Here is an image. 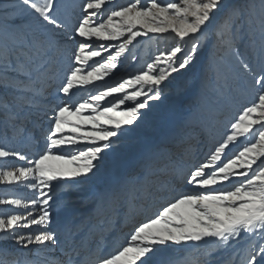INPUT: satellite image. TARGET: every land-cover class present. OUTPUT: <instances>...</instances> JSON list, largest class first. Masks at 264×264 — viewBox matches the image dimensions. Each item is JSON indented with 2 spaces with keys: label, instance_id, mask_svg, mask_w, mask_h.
Wrapping results in <instances>:
<instances>
[{
  "label": "snow or ice",
  "instance_id": "6c2138e0",
  "mask_svg": "<svg viewBox=\"0 0 264 264\" xmlns=\"http://www.w3.org/2000/svg\"><path fill=\"white\" fill-rule=\"evenodd\" d=\"M110 3L0 0V185L32 193L27 200L0 199L8 208L0 214V236L16 249H0L9 255L7 264H167L158 257L189 243L206 246L198 264H213L216 252L229 250L224 264H264V0H130L109 9ZM218 13L216 40L251 75L258 102L244 107L191 165L162 147L145 155V175L163 161L160 178L196 191H177L108 256L93 250L92 219L108 223L106 204L128 181L101 193L88 216L77 217L68 202L64 220L50 227L54 182L99 171L112 138L139 125L173 74L195 67ZM150 34H169L173 44L158 48L137 73L108 83L130 46ZM244 47L255 52L254 59L244 58ZM82 90L87 95L80 102L74 97ZM41 129L44 149L36 153L25 154L8 138L11 132L38 142ZM10 160L24 163L8 166Z\"/></svg>",
  "mask_w": 264,
  "mask_h": 264
},
{
  "label": "rangeland",
  "instance_id": "374dc122",
  "mask_svg": "<svg viewBox=\"0 0 264 264\" xmlns=\"http://www.w3.org/2000/svg\"><path fill=\"white\" fill-rule=\"evenodd\" d=\"M65 2L69 3L70 0H65ZM129 2L130 0H112V3L108 4L107 7L109 9L119 8L126 6ZM160 2H166V0H160ZM222 16L223 13H218L206 30L209 35L204 41L205 46L197 53L195 67L173 74V77L161 86L162 98L159 101L150 102L152 110L147 112L139 125L112 138L113 146L102 154L103 159L99 163V171L95 175L89 174L86 179L76 178L75 181L66 180L59 184L54 182L53 201L50 202L51 210L63 212L64 214L66 212L65 206L68 202H71L74 208H77L78 204L82 207L84 202L82 199H78L82 192L87 193L88 203H90L96 194L100 192V187L106 179L115 177L117 173L125 170L132 158L135 163L131 165L130 172L127 170V173H131V177L135 182L136 195L127 196V190L125 189L113 203L112 209H121L120 205L123 201L128 203L130 199L131 204L134 203L137 200V195L144 194L145 198L148 199L149 195L154 192L153 188L155 187L150 180L156 176V178H159L161 185L159 191L160 194L163 193L161 195L163 198L152 211V216L174 196V194L172 196V193L176 194L177 191H196V189L190 187L185 188L179 182L172 186L166 183L163 178H160L159 167L162 166L163 161L153 163L148 174L145 175L147 167L145 155L154 148L162 147L167 150L166 155L176 159L183 157L185 165H191L201 159L215 142L220 139L225 132L226 126L230 122H234V119L244 107L249 106L253 102H258L256 86H254L251 75L241 72L236 57L225 52L216 40L215 30L217 25L221 23ZM150 36L151 38L139 37L138 42H134L130 46V53L125 54L121 58V63L114 70V76L105 78L108 83L137 73L147 62H151L158 48H168L173 44L172 36L169 34H150ZM70 47L71 45H69ZM241 51L244 53L245 59H254L255 52L252 49L244 47ZM68 54L70 55V52ZM132 56H135L136 59L133 60ZM97 83L102 84L103 82ZM51 91L55 96V83ZM86 95L87 92L82 90L77 93L74 99L82 102ZM45 127H47V124ZM3 133L4 125L0 121V140H3ZM8 138L12 146L18 150L21 149L20 151L25 154L36 153L44 149L43 132L41 139L38 142L35 140L31 142L32 145L27 151H24L22 147L26 139L15 137L11 132H9ZM187 146H191L190 151ZM30 158L34 159L35 157L30 156ZM23 163L10 160L8 166ZM138 177H144L141 185H145V188L140 189V185L136 183ZM122 180L120 178L119 182ZM7 187L9 188L7 185H0V199L5 198V196L13 197L10 196L9 191L11 189L8 191L6 190ZM10 188L12 187L10 186ZM23 194L29 195V197L25 198L26 200L30 199L32 195L31 189L25 190L23 188ZM170 195L171 197H168ZM78 200L81 202H77ZM3 210L6 212L8 208L0 206V214ZM118 210L115 211L118 213ZM143 211L137 219L138 222L133 224L130 229L145 220V212ZM111 229H113V226L108 225L105 228V232L108 233ZM104 238L105 234L96 249L97 251L103 249ZM123 243H121V246ZM0 245L3 246V249L6 247L5 249L8 252H15V245L11 241H7L3 236H0ZM205 247L197 248L196 255L193 259L187 260V262L196 261L193 263L198 264ZM167 252H169V249L163 254L166 255ZM231 256V250L228 252H216L213 264H224ZM0 259H4L7 264L9 257H3L1 251Z\"/></svg>",
  "mask_w": 264,
  "mask_h": 264
},
{
  "label": "bare ground",
  "instance_id": "6f19581e",
  "mask_svg": "<svg viewBox=\"0 0 264 264\" xmlns=\"http://www.w3.org/2000/svg\"><path fill=\"white\" fill-rule=\"evenodd\" d=\"M46 124H47V122H44L43 126L45 127ZM42 132H43V130L41 129L40 139L42 137ZM33 141L34 140H32L31 142H33ZM31 142H29V140L26 139V141L22 145V147L24 148L23 149L24 151L29 150V148L32 145ZM190 147L191 146H187V149L189 150ZM19 150H21V149H19ZM188 150H187V152H188ZM133 163H135V162H134V159L132 158L131 162L129 164H127V166L125 167L126 169L122 170V172L116 174L118 176L115 175V177H110V178L106 179V181L100 187V192L98 194H96V196L93 198V200L90 203H88L89 199H88L87 193L82 192L79 195L80 197H78V199H82V201L84 203L82 204V207L79 206V204H78L77 208H75L76 209L75 215L77 217L88 216L92 212L93 208L95 207L96 200L100 196V194L104 193V192L108 191L110 188L114 187L119 182L120 178L123 179L122 181H128V184L126 185V190H127L126 195L129 197L133 196V194H135V187L136 186H135V182H134L133 178L131 177V173L129 174L130 167H131V165H133ZM127 170H129L128 173H127ZM156 177L150 180V182H152L153 185H155V187L153 188L154 192L151 193V195H149L148 199L145 198L144 194L137 195L136 196L137 200L134 203L131 204V202H130L131 199H130V201L128 203H124L125 201H123V203L120 205V207H122L121 209H119V210L118 209H112L113 203L115 202L116 199H118V197H117L115 200H109L106 204V207L108 209V217H107L108 223H105L106 218H104V217H93V219H92V232L94 235V241L95 242L93 243L92 247L94 245L99 246L98 245L99 241L101 240V238L104 234H105V239H106L103 249L100 251H96L97 255L108 256L112 252H114L118 246H121V243L125 242V240L127 238L126 235L128 234V231L130 230L131 226L138 222L137 219L139 216H141L142 210H144L143 212H145V214H144L145 219L147 217L152 216V211L155 209L157 203H159V201L163 198V196H161L163 193L160 194V191H159V188L161 186L159 183V180H158L159 178H156ZM11 187L12 188H10V186H9V188L7 187V189H6L8 191H9V189H11V191H9L10 196L22 197V198L29 197L28 194L27 195L23 194V187L22 186H11ZM139 187H141L140 189H143V188H145V185L140 184ZM173 194L175 195V193H172V196H173ZM168 197H171V195ZM77 202H81V201L78 200ZM152 206H153V209H152ZM115 210H118L119 212L117 213ZM51 211L53 213V224L50 227L55 228L57 226V223L64 220V218L66 216V212H64V214H63V212H55L54 210H51ZM4 212L5 211L3 210V212L1 214H3ZM108 225H112L113 229H111L107 233V232H105L106 231L105 228ZM1 246L2 245H0V249H3V246L2 247ZM204 246L205 245H203V244L197 246V245L191 244V243H189L186 246H173L172 248L169 249V252H167L166 255L163 254L162 257H158V259L165 260L167 262V264H194L193 262H196V261H189L190 263H188L187 260L193 259V257L196 255L195 252H196L197 248L199 249V248H202ZM110 247H113V249L111 251L108 250ZM192 251H193V253H192ZM2 255H3V257H9V255H7L4 252H2Z\"/></svg>",
  "mask_w": 264,
  "mask_h": 264
}]
</instances>
